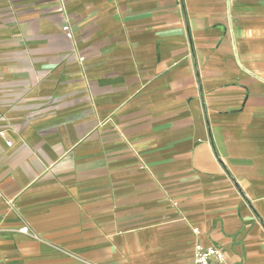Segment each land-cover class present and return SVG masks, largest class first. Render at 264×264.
Returning a JSON list of instances; mask_svg holds the SVG:
<instances>
[{
	"label": "crops",
	"instance_id": "crops-1",
	"mask_svg": "<svg viewBox=\"0 0 264 264\" xmlns=\"http://www.w3.org/2000/svg\"><path fill=\"white\" fill-rule=\"evenodd\" d=\"M197 245L264 264V0H0V264Z\"/></svg>",
	"mask_w": 264,
	"mask_h": 264
},
{
	"label": "built area",
	"instance_id": "built-area-1",
	"mask_svg": "<svg viewBox=\"0 0 264 264\" xmlns=\"http://www.w3.org/2000/svg\"><path fill=\"white\" fill-rule=\"evenodd\" d=\"M53 1L59 4V11L65 12L66 0H53ZM62 29L68 38H73L74 33L68 17H66V21L63 24ZM83 59H84L83 57L80 58L81 61ZM8 144H11V142L8 141ZM20 231L22 233H30L28 226L21 228ZM194 232L198 234L199 231L198 229H194ZM31 236L35 239L40 238L39 235L35 233H32ZM193 264H230V263L227 262L226 257L222 252V250L215 247L206 248L201 245H197L194 251Z\"/></svg>",
	"mask_w": 264,
	"mask_h": 264
}]
</instances>
